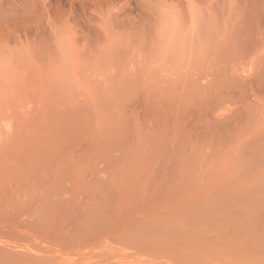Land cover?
Segmentation results:
<instances>
[{"label": "rangeland", "instance_id": "1", "mask_svg": "<svg viewBox=\"0 0 264 264\" xmlns=\"http://www.w3.org/2000/svg\"><path fill=\"white\" fill-rule=\"evenodd\" d=\"M0 264H264V0H0Z\"/></svg>", "mask_w": 264, "mask_h": 264}]
</instances>
